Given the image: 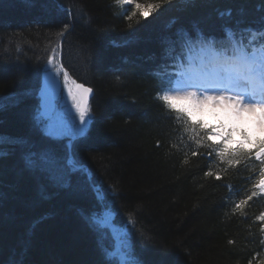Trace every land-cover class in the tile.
Listing matches in <instances>:
<instances>
[{"label":"trees","instance_id":"16d2710c","mask_svg":"<svg viewBox=\"0 0 264 264\" xmlns=\"http://www.w3.org/2000/svg\"><path fill=\"white\" fill-rule=\"evenodd\" d=\"M227 9L231 17L221 19L219 13ZM132 10L113 0H0V96L7 98L0 133L26 136L37 149L52 143L33 127L31 116L39 103L44 64L56 49L57 61L71 78L94 88L93 121L76 152L106 203L118 209L115 223L124 224L132 214L144 237L136 243L142 264H262L264 221L258 217L264 214V192L256 185L264 165L254 153L229 165L215 145L196 144L194 135L206 133L189 130L157 98L162 78L154 73L172 64L175 53L166 56V38L175 41L178 29L194 34L196 25L206 35L221 36L226 23L260 28L264 0H193L187 5L165 0L146 18L138 13L126 19ZM167 71L175 76V69ZM28 90L31 95L25 94ZM63 144L53 147L62 154ZM5 148L0 261L102 264L95 235L77 212L99 207L86 177L76 174L71 188H54L25 168L19 147ZM209 170L214 175H205ZM42 184L48 199L41 194ZM253 192L242 210H234Z\"/></svg>","mask_w":264,"mask_h":264},{"label":"snow or ice","instance_id":"6c2138e0","mask_svg":"<svg viewBox=\"0 0 264 264\" xmlns=\"http://www.w3.org/2000/svg\"><path fill=\"white\" fill-rule=\"evenodd\" d=\"M164 2L165 0H113L115 5H129L133 9L125 17L128 20H132L138 13L141 18H146ZM181 2L187 5L193 3V0ZM219 15L221 19L225 16L230 18L232 10L227 9ZM240 23L242 22L238 21L235 27L224 24L221 36L206 35L200 27L194 25V34L180 28L175 41L166 38L170 45L165 50L166 56L172 57L173 53L175 56L171 65L163 66L164 73H154L162 78L157 98L168 110L176 113L178 120L183 119L189 125V130L195 132L198 127L204 131V137L196 138L197 133L193 139L198 145L205 140L210 142V146L215 145L218 149L217 155L222 161L227 160L229 165H238L240 160L236 157L254 153L264 165V26L240 28ZM64 29L67 31L69 25L65 24ZM60 35L63 36L64 32ZM169 67L175 69L174 77L168 73ZM44 71L46 83L38 93L39 103L33 108L31 119L33 127L45 140L52 143L37 149V142L26 136L13 137L0 133V159L9 155L6 144L13 149L19 147L25 168L57 189L71 188L72 177L83 174L99 207L90 212L84 209H78L77 212L95 235L102 264H142L138 258L136 243L144 237L136 230L132 214H128L124 224L115 223L116 217L120 215L118 209L114 202L106 203L101 186L92 182L91 170L79 160L76 152L77 142L87 135L91 120L89 97L93 89L71 78L64 64L57 61L56 49L47 57ZM61 74L62 87L67 89L71 107L78 113V121L74 116L56 113L54 105L49 102V82L55 85ZM25 94L31 95V90ZM5 99L7 98L0 96V112L6 107ZM16 102L19 103L18 100ZM206 107L219 110V123L208 124L202 118L198 119V114ZM67 111L71 112V108ZM61 141L64 142L62 154L53 147ZM192 155L196 156L198 153L193 152ZM205 175L212 176L214 173L209 170ZM259 175L261 178L256 186L264 192V168ZM215 177L220 179V173H215ZM40 187L41 194L48 199L45 186L42 184ZM112 194L116 195L114 190ZM255 195L253 192L247 199H241L234 210H242ZM258 219L264 221V214ZM0 264L3 262L0 261ZM9 264H22V261L10 258Z\"/></svg>","mask_w":264,"mask_h":264},{"label":"rangeland","instance_id":"374dc122","mask_svg":"<svg viewBox=\"0 0 264 264\" xmlns=\"http://www.w3.org/2000/svg\"><path fill=\"white\" fill-rule=\"evenodd\" d=\"M65 92L67 93V89H65ZM63 106H60L58 102H56V108H55V112L58 114H63L66 116H74L75 119L78 121V113H76L75 109H71V112H65L62 111ZM62 111V112H61ZM219 112L218 109H212L211 107H206L202 113L198 114V119L202 118L206 123L208 124H217L219 123L220 120V115H217V113ZM87 120V119H86ZM237 139H239V137H237Z\"/></svg>","mask_w":264,"mask_h":264},{"label":"water","instance_id":"95a60500","mask_svg":"<svg viewBox=\"0 0 264 264\" xmlns=\"http://www.w3.org/2000/svg\"><path fill=\"white\" fill-rule=\"evenodd\" d=\"M45 83H46V75L44 76V80H43V87L42 88H44V86H45ZM58 87H59V81L55 84V85H52L51 84V82H49V87H48V89H47V94H48V99H49V102H50V104H52V99H53V97H54V95L56 94V92H57V90H58ZM86 87H88V86H86ZM41 88V89H42ZM91 88V87H90ZM40 89V90H41ZM93 93H94V91H93ZM92 93V94H93ZM91 94V95H92ZM90 95V96H91ZM90 98V97H89ZM53 105V104H52Z\"/></svg>","mask_w":264,"mask_h":264},{"label":"bare ground","instance_id":"6f19581e","mask_svg":"<svg viewBox=\"0 0 264 264\" xmlns=\"http://www.w3.org/2000/svg\"><path fill=\"white\" fill-rule=\"evenodd\" d=\"M57 3H58V5H59L60 7L63 8V6L61 5V3H59V2H57ZM62 41H63V39L60 41L61 44H62Z\"/></svg>","mask_w":264,"mask_h":264},{"label":"flooded vegetation","instance_id":"af4514ba","mask_svg":"<svg viewBox=\"0 0 264 264\" xmlns=\"http://www.w3.org/2000/svg\"><path fill=\"white\" fill-rule=\"evenodd\" d=\"M71 104V103H70ZM89 106H91V104H89ZM89 115H90V113H89ZM91 116V115H90ZM88 117H86V119H87Z\"/></svg>","mask_w":264,"mask_h":264}]
</instances>
